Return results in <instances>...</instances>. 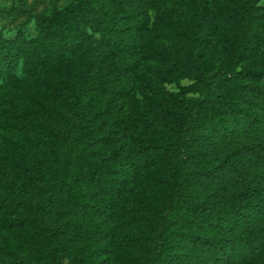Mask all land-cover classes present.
I'll return each instance as SVG.
<instances>
[{"label":"trees","instance_id":"trees-1","mask_svg":"<svg viewBox=\"0 0 264 264\" xmlns=\"http://www.w3.org/2000/svg\"><path fill=\"white\" fill-rule=\"evenodd\" d=\"M210 1L76 0L0 35L21 137L0 155L20 239L0 264L264 261V6Z\"/></svg>","mask_w":264,"mask_h":264},{"label":"rangeland","instance_id":"rangeland-1","mask_svg":"<svg viewBox=\"0 0 264 264\" xmlns=\"http://www.w3.org/2000/svg\"><path fill=\"white\" fill-rule=\"evenodd\" d=\"M72 1L76 0H0V8H16L23 9L22 16L17 19L15 23L0 20V35L11 39L13 38L18 22H25L26 30L29 34L36 33V16L38 14H50L52 11L60 7L70 5ZM189 5V10H196L200 7H214L210 0H186ZM259 5L264 6V0H258ZM151 21L153 19V10H149ZM17 23V24H16ZM17 74L21 76V67H18ZM189 84L186 79H180L172 83L166 84V88L174 93H180L183 88ZM185 97H195L193 93L185 94ZM13 98L10 94H5L0 99V155L7 150H10L11 144L15 139L21 141L16 132L12 129L11 120L13 119ZM78 169L71 167L68 170V176L74 174ZM5 187L0 189V202L6 195ZM10 216L8 212L0 206V263H7L9 253L11 251H18L20 249V239L16 232L10 228ZM251 264H264V261H256Z\"/></svg>","mask_w":264,"mask_h":264}]
</instances>
